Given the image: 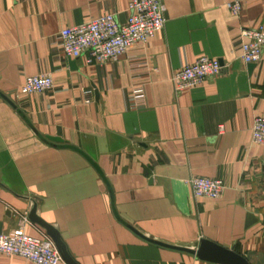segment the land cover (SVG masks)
<instances>
[{
  "label": "crops",
  "instance_id": "0c3cea01",
  "mask_svg": "<svg viewBox=\"0 0 264 264\" xmlns=\"http://www.w3.org/2000/svg\"><path fill=\"white\" fill-rule=\"evenodd\" d=\"M229 1L162 0L152 39L117 61L86 53L73 69L60 31L125 17L130 0H0V234L23 217L26 234L44 231L28 220L35 204L77 264H217L146 239L193 251L206 240L264 264V148L251 141L264 58L251 70L240 58L241 30L264 27V0H243L237 16ZM202 56L220 74L174 94L172 73ZM41 74L50 90L19 93ZM194 177L222 180L220 198H194Z\"/></svg>",
  "mask_w": 264,
  "mask_h": 264
},
{
  "label": "built area",
  "instance_id": "2783aa9c",
  "mask_svg": "<svg viewBox=\"0 0 264 264\" xmlns=\"http://www.w3.org/2000/svg\"><path fill=\"white\" fill-rule=\"evenodd\" d=\"M243 0H230L227 10L237 16ZM165 25L162 0H130L124 22L120 23L115 14H103L89 22L64 28L59 37L64 56L76 60L88 54V62L117 61L130 47L144 44L159 33ZM240 58L245 64H257L264 58V27L243 29L240 32ZM223 66L216 59L205 56L193 64L183 66L172 73L171 83L174 94L197 87L206 80L218 76ZM53 81L50 75L41 74L25 78L19 93L29 95L50 90ZM132 98L136 104H143V90L137 88ZM88 102V100H86ZM251 141L264 148V117H256L251 126ZM194 198L215 200L222 195L225 185L222 180L194 177L188 180ZM25 217L19 225L7 233L0 234V256H15L32 264L63 263L51 239L41 231L38 236L25 233Z\"/></svg>",
  "mask_w": 264,
  "mask_h": 264
},
{
  "label": "water",
  "instance_id": "95a60500",
  "mask_svg": "<svg viewBox=\"0 0 264 264\" xmlns=\"http://www.w3.org/2000/svg\"><path fill=\"white\" fill-rule=\"evenodd\" d=\"M118 21L120 23L124 22V16H119ZM73 69L75 68V60L71 61L70 64ZM254 67V64H249L248 68L251 70ZM4 100H6L11 106L14 107V105L6 98L2 97ZM45 142L49 143H60L61 141L58 138H43ZM28 220L32 224L38 225L40 228H42L45 232V234L51 239L53 242L55 248L57 249L62 261L65 264H77L73 258L70 256V254L67 251V248L65 244L63 243L58 231L53 228L51 225L47 224L46 222L42 221L40 218L36 216V206L35 204L33 205L32 209L30 210L28 214ZM149 242L168 247V248H173L176 250H181L184 252H188L190 254H195L199 259L208 261V262H213L217 264H248L247 261L239 254L235 253L233 250H227L224 249L220 246H217L216 244H213L209 241L206 240H201L199 247L197 250H188V249H183V248H176L164 244H160L158 242L148 240Z\"/></svg>",
  "mask_w": 264,
  "mask_h": 264
}]
</instances>
